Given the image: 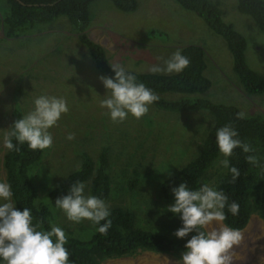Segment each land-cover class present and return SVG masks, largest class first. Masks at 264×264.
<instances>
[{
    "label": "rangeland",
    "instance_id": "obj_1",
    "mask_svg": "<svg viewBox=\"0 0 264 264\" xmlns=\"http://www.w3.org/2000/svg\"><path fill=\"white\" fill-rule=\"evenodd\" d=\"M134 1L136 8L130 13L116 10L109 0H95L90 5L86 34L104 50L110 66L120 64L127 71L153 74L148 71L151 66L163 65L180 48L196 46L203 51V76L210 83L201 96L212 103L231 105L244 114H264V99L246 97L238 89L224 41L198 17L172 0ZM217 1L222 22L230 24L244 40V65L264 75V35L235 10L234 0ZM151 30L155 36L148 35ZM99 77L63 18L17 39L6 40L0 32V182H4L3 137L12 105L19 107L23 117L33 110L37 97H62L69 112L49 129L53 147L42 151L31 172L38 199L44 200L45 191L78 168L81 153L95 161L106 149L108 208L129 207L138 225L174 235L175 224L165 217L172 204L158 196L159 185L198 156L212 119L205 111L177 113L150 106L140 119L129 115L123 122H113L107 110L100 107L106 89ZM69 133L75 135L74 140L66 139ZM211 181L208 177L206 184ZM51 224L81 241L92 232L89 221L72 222L59 209L53 210ZM220 226L214 222L205 231ZM241 233L243 240L233 249V264H264V226L258 218L251 216ZM178 260L171 255L142 252L102 264H176Z\"/></svg>",
    "mask_w": 264,
    "mask_h": 264
},
{
    "label": "trees",
    "instance_id": "obj_2",
    "mask_svg": "<svg viewBox=\"0 0 264 264\" xmlns=\"http://www.w3.org/2000/svg\"><path fill=\"white\" fill-rule=\"evenodd\" d=\"M95 0H0V32L4 39H17L32 33L39 27L51 25L55 20L63 18L75 34L77 42L85 49L95 71L100 76L114 77L104 50L90 41L86 31L90 25V5ZM114 8L123 13L135 10L134 0H109ZM179 8L198 17L208 30L220 37L232 60V72L236 77V85L246 97L264 99V75L249 70L243 62L244 40L232 26L221 20L222 11L216 0H172ZM235 10L255 25L264 35V0H234ZM152 30L148 35L155 36ZM182 55L190 59V65L180 73L160 75L150 73H130L137 80L153 90L159 100L151 106L168 112L205 111L212 119V125L201 143L197 157L186 163L175 175L160 183L158 196L165 202L175 203L172 189L181 183L192 190H198L212 180L210 186L222 190L228 196V203L239 204V212L233 215L224 209L226 219L224 225L242 230L251 216L258 218L264 226V114L260 112L245 113V118L237 119L241 113L231 105L212 103L201 96L209 88V81L203 76L205 65L203 51L196 46L180 48ZM127 71V70H126ZM167 96V98L165 97ZM15 103V102H14ZM22 113L16 104L10 110L8 129ZM231 124L238 132V138L248 143L259 158V165L249 164L247 155L242 149L233 151L229 160V168L237 167L240 176L233 183L229 168L221 165L225 157L216 144V131ZM15 144L16 141L13 140ZM19 152L5 149L1 158L4 182L11 185L12 202L15 208L23 211L31 210L33 225L40 223L38 230L50 231L52 212L58 209L55 201L68 194L72 183L87 182L88 195L97 196L104 201L110 190V178L107 172L106 149H103L93 161L87 154L81 153V162L77 169L69 173L54 187L45 191L44 200H39L36 186L32 181L35 166L39 163L42 151L31 150L27 146L18 145ZM134 182H129L133 185ZM60 210V209H59ZM112 226L107 235H101L96 225L89 221L91 234L86 240H78L65 232L68 242L65 247L69 251L70 264H102L105 260L131 257L138 253L171 255L181 258L185 245L195 232L178 239L173 234L156 232L136 223L134 213L126 206L117 205L109 209ZM167 221L175 224V232L180 229L182 221L179 215L166 211ZM203 230V229H202ZM1 261V260H0Z\"/></svg>",
    "mask_w": 264,
    "mask_h": 264
},
{
    "label": "clouds",
    "instance_id": "obj_3",
    "mask_svg": "<svg viewBox=\"0 0 264 264\" xmlns=\"http://www.w3.org/2000/svg\"><path fill=\"white\" fill-rule=\"evenodd\" d=\"M190 65V59L177 50L163 62V65H153L148 71L157 73H180ZM114 77H99L106 89V94L100 100V107L107 110L113 122H123L129 115L136 119L145 116L150 106L159 100V96L144 83L137 80L136 75L126 71L120 64L110 66ZM69 112L67 101L60 97L41 95L34 100V108L4 131L3 146L9 151L19 152L18 145L27 144L31 150H46L53 147V137L49 129L55 127L62 115ZM245 118L244 113H238L237 119ZM239 134L231 124L216 131V144L225 157L221 165L229 168V160L237 148L249 154L246 160L249 164L259 165L255 150L248 143L238 138ZM71 141L75 135L69 133L66 137ZM13 140L16 143H13ZM234 183L240 176L237 167L229 168ZM86 185L77 181L71 184L67 195L58 198L55 206L62 210L67 219L80 223L84 220L96 225L101 235H107L112 226L109 219L110 211L105 201L94 195L85 194ZM175 203L167 211L179 215L182 227L174 235L183 239L189 233L195 232L185 245V251L176 264H233V249L243 240V234L223 224L226 219L224 212L228 210L237 215L239 204L228 203V196L222 190H217L208 184H203L198 190H192L181 183L172 189ZM11 185L0 182V260L4 264H70L69 251L65 247L68 238L62 228L52 226L50 231L38 230L39 222L33 225L31 210L24 208L19 211L12 202ZM221 225L218 229L205 231L213 223ZM203 229V230H202Z\"/></svg>",
    "mask_w": 264,
    "mask_h": 264
},
{
    "label": "crops",
    "instance_id": "obj_4",
    "mask_svg": "<svg viewBox=\"0 0 264 264\" xmlns=\"http://www.w3.org/2000/svg\"><path fill=\"white\" fill-rule=\"evenodd\" d=\"M147 253V252H146ZM119 260V258H117ZM117 259H112V260H105V262H114L117 261Z\"/></svg>",
    "mask_w": 264,
    "mask_h": 264
},
{
    "label": "water",
    "instance_id": "obj_5",
    "mask_svg": "<svg viewBox=\"0 0 264 264\" xmlns=\"http://www.w3.org/2000/svg\"><path fill=\"white\" fill-rule=\"evenodd\" d=\"M258 220H259V219H258ZM259 221H260V220H259ZM260 223H261V221H260ZM261 224H262V223H261ZM262 225H263V224H262ZM240 231H241V230H240ZM120 259H124V257H123V258H119V260H120Z\"/></svg>",
    "mask_w": 264,
    "mask_h": 264
}]
</instances>
